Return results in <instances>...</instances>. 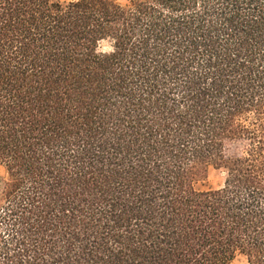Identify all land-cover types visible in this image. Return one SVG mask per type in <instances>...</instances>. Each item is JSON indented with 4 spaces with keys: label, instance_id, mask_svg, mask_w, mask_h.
I'll use <instances>...</instances> for the list:
<instances>
[{
    "label": "trees",
    "instance_id": "1",
    "mask_svg": "<svg viewBox=\"0 0 264 264\" xmlns=\"http://www.w3.org/2000/svg\"><path fill=\"white\" fill-rule=\"evenodd\" d=\"M0 165V264H264V0H0Z\"/></svg>",
    "mask_w": 264,
    "mask_h": 264
},
{
    "label": "rangeland",
    "instance_id": "2",
    "mask_svg": "<svg viewBox=\"0 0 264 264\" xmlns=\"http://www.w3.org/2000/svg\"><path fill=\"white\" fill-rule=\"evenodd\" d=\"M116 1L122 4H126L130 0H116ZM5 175H6L5 168L2 165H0V189L2 186L1 181ZM226 176H227V172L225 169H218L211 167L208 176L204 180L196 183V188L199 190L220 188L224 185ZM231 264H249V263L245 257L240 256Z\"/></svg>",
    "mask_w": 264,
    "mask_h": 264
}]
</instances>
